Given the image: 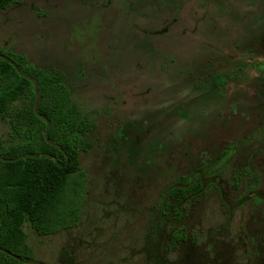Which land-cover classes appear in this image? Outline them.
Returning a JSON list of instances; mask_svg holds the SVG:
<instances>
[{"label":"rangeland","instance_id":"1","mask_svg":"<svg viewBox=\"0 0 264 264\" xmlns=\"http://www.w3.org/2000/svg\"><path fill=\"white\" fill-rule=\"evenodd\" d=\"M2 48L62 73L92 124L80 153V222L51 235L26 222L32 264H134L127 261L139 256L162 264L164 247L165 264H176L177 254L187 259L191 247L169 244L156 203L177 165L200 155L202 148L182 149L179 138L205 147L225 132L230 139L241 133L233 119L226 129L212 115L222 94L246 99L257 79L264 82V0H18L0 10ZM129 93L157 101L131 111L127 124L113 104ZM179 110L189 121H180ZM206 111L209 121L201 122ZM9 130L0 116V136ZM204 248L197 254L217 252Z\"/></svg>","mask_w":264,"mask_h":264},{"label":"trees","instance_id":"2","mask_svg":"<svg viewBox=\"0 0 264 264\" xmlns=\"http://www.w3.org/2000/svg\"><path fill=\"white\" fill-rule=\"evenodd\" d=\"M18 0H0V9ZM0 264H32L24 224L51 235L80 222L86 173L80 168L89 116L72 102L63 74L0 49Z\"/></svg>","mask_w":264,"mask_h":264},{"label":"flooded vegetation","instance_id":"3","mask_svg":"<svg viewBox=\"0 0 264 264\" xmlns=\"http://www.w3.org/2000/svg\"><path fill=\"white\" fill-rule=\"evenodd\" d=\"M257 80L258 93L248 95L246 99L226 101L223 94L216 99L220 105L215 110L218 115L212 116L226 129L233 119V128L241 130L238 136L230 139L225 132L218 137L220 142L205 147L199 143L195 146L191 140L182 142L183 137L179 138L178 145L184 144L182 149H202L190 165H177L180 173L164 185L156 203L160 206L161 216L167 219L162 221L163 230L171 231L169 244L179 250L183 244L191 247L187 259L183 254L175 255L176 264L185 261L191 264H240L242 261L264 264V82L261 78ZM152 86L147 84L144 89L149 90ZM128 87L132 85L128 84ZM144 95L141 101L130 93L124 94L122 101L117 99L113 104L119 113L127 114L124 115L127 124L132 121L131 111L139 105L153 106L151 102L155 98L147 99ZM239 103L248 110L239 108ZM201 114V122L207 123L209 112ZM177 117L185 122L190 119L185 110H179ZM248 121L250 126L246 129L244 126ZM187 155L185 150L182 151L180 159ZM212 244L216 253L197 254ZM163 251L165 253L167 249L164 247ZM240 251L244 253L240 254ZM164 253L156 259L165 264L167 255ZM151 259L139 256L127 262L149 264Z\"/></svg>","mask_w":264,"mask_h":264}]
</instances>
